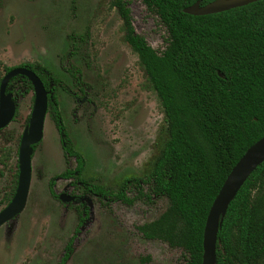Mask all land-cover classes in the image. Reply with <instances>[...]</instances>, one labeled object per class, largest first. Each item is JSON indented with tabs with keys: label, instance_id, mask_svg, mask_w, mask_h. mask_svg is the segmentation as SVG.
Wrapping results in <instances>:
<instances>
[{
	"label": "rangeland",
	"instance_id": "374dc122",
	"mask_svg": "<svg viewBox=\"0 0 264 264\" xmlns=\"http://www.w3.org/2000/svg\"><path fill=\"white\" fill-rule=\"evenodd\" d=\"M115 0H0V78L5 68L41 65L77 97L57 88L60 111L75 150L86 160L84 179L116 190L131 178L146 179L167 141L160 101L149 85L138 55L125 40ZM136 32L156 51L167 34L140 0H129ZM71 36L80 38L77 45ZM82 73L85 92L71 77ZM34 106L33 93L18 101L14 121L0 131V211L17 174L22 135ZM59 136L50 115L43 141L33 156V176L23 214L0 229V264H59L78 226L75 206L51 196L49 180L66 169ZM12 184V185H11ZM57 196H81L70 181L58 180ZM134 193L129 192L133 197ZM90 218L76 236L67 264H184L180 249L149 241L137 228L157 220L168 208L165 198L152 203L105 206L89 198Z\"/></svg>",
	"mask_w": 264,
	"mask_h": 264
},
{
	"label": "trees",
	"instance_id": "16d2710c",
	"mask_svg": "<svg viewBox=\"0 0 264 264\" xmlns=\"http://www.w3.org/2000/svg\"><path fill=\"white\" fill-rule=\"evenodd\" d=\"M140 1L166 31L162 52L136 33L128 0H115L112 6L120 13L125 40L138 55L166 119L168 138L146 179H128L117 192L84 179L86 160L75 150L59 111L57 88L70 94L71 90L46 67L21 66L44 83L65 159L76 164L49 181L50 194L58 199L54 191L58 180L71 181L82 192L77 198L78 226L60 264L71 258L76 236L88 223L90 209L83 200L90 197L106 206L167 199V210L138 227V232L146 240L182 250L184 264H202L203 235L212 204L236 164L264 137V0L198 17L185 14L184 9L216 0ZM71 40L74 46L82 41L76 36ZM13 69L5 68V73ZM71 77L76 86L85 85L79 70ZM7 92L17 103L33 87L19 76ZM9 159L10 155L0 160L4 168ZM17 178L18 172L12 195ZM216 264H264V163L228 209L218 234Z\"/></svg>",
	"mask_w": 264,
	"mask_h": 264
},
{
	"label": "water",
	"instance_id": "95a60500",
	"mask_svg": "<svg viewBox=\"0 0 264 264\" xmlns=\"http://www.w3.org/2000/svg\"><path fill=\"white\" fill-rule=\"evenodd\" d=\"M262 0H216L206 6L201 2L184 9L190 16L215 15L242 8ZM18 76L26 77L32 84L35 95L29 126L24 131L19 149V179L16 193L10 204L0 212V228L21 215L27 207L32 181L33 147L43 139L45 120L48 112V93L40 78L31 70L17 68L9 72L0 85V130L5 129L14 119L16 106L11 94H7L10 81ZM222 77V75H220ZM264 163V137L250 147L233 168L209 211L203 235V263L216 264L218 234L231 203L235 200L251 175ZM63 202L73 197L62 195Z\"/></svg>",
	"mask_w": 264,
	"mask_h": 264
},
{
	"label": "flooded vegetation",
	"instance_id": "af4514ba",
	"mask_svg": "<svg viewBox=\"0 0 264 264\" xmlns=\"http://www.w3.org/2000/svg\"><path fill=\"white\" fill-rule=\"evenodd\" d=\"M128 1H129V0H128ZM199 2H200V1H199ZM141 3H142V2H141ZM211 3H212V2H211ZM142 4H143V3H142ZM205 6H206V5H205ZM114 8H116V7H114ZM146 9H147V8H146ZM131 14H132V12H131ZM132 18H133V17H132ZM133 26H134V23H133ZM134 28H135V27H134ZM135 31H136V29H135ZM136 33H137V32H136ZM137 34H138V33H137ZM138 35H139V34H138ZM140 36H141V35H140ZM70 39H71V38H70ZM146 40H147V39H146ZM71 41H72V40H71ZM147 42H148V41H147ZM72 43H73V42H72ZM127 44H128V43H127ZM129 46H130V45H129ZM28 65H29V64H28ZM22 66H23V65H22ZM43 67H44V66H43ZM12 68L17 69V68H24V67H21V66H20V67H12ZM14 69H13V70H14ZM25 69H27V68H25ZM47 69H48V68H47ZM28 70H29V69H28ZM11 71H12V70H11ZM11 71H10V72H11ZM31 71H32V70H31ZM32 72H33V71H32ZM51 72H52V71H51ZM34 73H35V72H34ZM52 73H53V72H52ZM80 73H81V72H80ZM7 74H8V73H7ZM7 74L5 73V75L2 77V80L4 79V77H5ZM35 74H36V73H35ZM81 74H82V73H81ZM36 75H37V74H36ZM37 76H38V75H37ZM18 77H19V76H18ZM22 77H23V76H22ZM16 78H17V77H16ZM25 78H26V77H25ZM14 79H15V78H14ZM12 80H13V79H12ZM12 80H11V81H12ZM27 80H28V79H27ZM40 80H41V79H40ZM82 80H83V79H82ZM11 81H10V82H11ZM28 81H29V80H28ZM41 81H42V80H41ZM1 82H2V81H1ZM29 82H30V81H29ZM83 82H84V81H83ZM30 83H31V82H30ZM9 84H10V83H9ZM43 84H44V83H43ZM0 85H1V83H0ZM31 85H32V84H31ZM8 86H9V85H8ZM85 86H86V85H83V86H81V87H78V86H77V87L79 88V91H80V88H82V91H80V92H81V93H84V92H85ZM32 87H33V86H32ZM44 87H45V86H44ZM67 87H68V86H67ZM58 88H59V87H58ZM7 89H8V88H7ZM45 89H46V88H45ZM60 89H62V88H60ZM69 89H70V88H69ZM62 90H63V89H62ZM70 90H71V89H70ZM46 91H47V90H46ZM63 91H64V90H63ZM57 92H58V91H57ZM64 92H66V91H64ZM71 92H72L71 94L68 93V92H66V93H68V94H70V95H73L74 97H77V94H76V93H74L72 90H71ZM30 93H33V96H34V102H35L34 89H33V92H30ZM47 93H48V92H47ZM7 94H10V93L7 92ZM11 96H12V94H11ZM12 98H13V96H12ZM20 99H21V98H20ZM20 99H19V100H20ZM19 100H18V101H19ZM13 101H14V98H13ZM58 101H59V97H58ZM14 103H15V106H16V113H15V116H16V114H17V108H18V102L16 103V102L14 101ZM48 103H49V95H48ZM33 107H34V106H33ZM48 110H49V107H48ZM32 111H33V110H32ZM59 111H60V104H59ZM60 113H61V111H60ZM31 114H32V113H31ZM48 115H50V114H49V111L47 112V116H48ZM61 115H62V114H61ZM15 116H14V119H15ZM30 117H31V115H30ZM50 117H51V116H50ZM46 118H47V117H46ZM14 119L12 120V122L14 121ZM51 119H52V118H51ZM62 119H63V117H62ZM52 120H53V119H52ZM29 121H30V118H29ZM12 122H11V123H12ZM45 122H46V120H45ZM53 122H54V121H53ZM11 123H10V124H11ZM63 123H64V121H63ZM10 124H9V125H10ZM9 125H8V126H9ZM54 125H55V123H54ZM64 125H65V123H64ZM8 126H7V127H8ZM28 126H29V125H28ZM7 127H6V128H7ZM6 128H5V129H6ZM26 128H27V127H26ZM55 128H56V127H55ZM65 128H66V127H65ZM2 130H4V129H2ZM2 130H0V131H2ZM25 130H26V129H25ZM44 130H45V126H44ZM56 130H57V129H56ZM66 131H67V129H66ZM57 133H58V131H57ZM67 133H68V131H67ZM23 134H24V133H23ZM68 134H69V133H68ZM22 136H23V135H22ZM58 136H59V134H58ZM43 138H44V131H43ZM70 139H71V138H70ZM21 140H22V138H21ZM42 141H43V139H42ZM42 141H41V142H42ZM59 141H60V137H59ZM71 141H72V140H71ZM41 142H40V143H41ZM40 143H39V144H40ZM39 144H37V145H35V146L33 147L34 152H35V150H36V148H37V146H38ZM60 144H61V142H60ZM20 145H21V142H20ZM61 148H62V145H61ZM19 149H20V147H19ZM62 151H63V149H62ZM63 154H64V152H63ZM17 156H18V163H17L18 178H17V186H16V190H17V187H18V179H19V150L17 151ZM33 156H34V153H33ZM33 156H32V176H33ZM6 157H7V156H6ZM6 157H5V158H6ZM64 158H65V155H64ZM9 161H10V159H9ZM9 161H8V163H9ZM66 161H67V160H66ZM68 161H69V160H68ZM8 163H7V164H8ZM2 167H4V166L2 165ZM7 167H8V166H7ZM5 168H6V167H5ZM66 170H67V169H66ZM66 170H65V171H66ZM65 171H64V172H65ZM61 174H62V173H61ZM16 175H17V174H16ZM59 175H60V174H59ZM57 176H58V175H57ZM53 178H54V177H53ZM14 179H15V181H16V177H15ZM51 179H52V178H51ZM51 179H50V180H51ZM50 180H49V181H50ZM15 181H14V182H15ZM65 181H66V180H65ZM31 182H32V181H31ZM11 183L14 184V183H13V180H12ZM56 183H57V182H56ZM12 184H11V185H12ZM70 185H71V181H70ZM55 186H56V185H55ZM71 186H72V185H71ZM13 187H14V186H13ZM13 187H12V188H13ZM48 187H49V183H48ZM72 187L74 188V186H72ZM12 188H11V191H12ZM30 189H31V188H30ZM16 190H15V192H14L13 195H12V193L10 194V195H12V196H11V200L13 199V197H14V195H15V193H16ZM49 191H50V190H49ZM54 191H55V187H54ZM55 194H56V193H55ZM10 195H9V197H10ZM29 195H30V192H29ZM64 195H65V194H64ZM51 196H52V195H51ZM56 196H57V195H56ZM61 196H62V195L57 196V197H58V199H57L58 201H60L61 203H66V204L70 203V206H73V205L75 206L76 204H78L79 206L76 207V210L78 211V208L80 207V202H77V198L80 197V196H69V195H66V196H68V197H70V198H71V197L74 198V200H73V201H70V202H63V201H61V200H60V197H61ZM7 197H8V196H7ZM52 197H53V196H52ZM90 198H92V197H90ZM5 199H7V198H5ZM55 199H56V198H55ZM11 200H10V202H11ZM28 200H29V198H28ZM88 200H89V198H88L87 200H83V201H84V202L86 201V203H87V205H88ZM141 201H142V200H141ZM10 202L7 203V204L9 205ZM100 202H101V201H100ZM27 204H28V203H27ZM8 205H7V206H8ZM7 206H6V207H7ZM105 206H106V205H105ZM6 207H5V208H6ZM5 208H4V209H5ZM88 208H89V205H88ZM4 209H3V210H4ZM89 209H90V208H89ZM24 211H25V210H24ZM0 212H1V211H0ZM22 214H23V213H22ZM77 214H78V212H77ZM19 216H20V215H19ZM19 216H18V217H19ZM16 218H17V217H16ZM16 218H15V219H16ZM89 218H90V215H89ZM15 219H14V220H15ZM88 221H89V220H88ZM11 222H12V221H11ZM9 223H10V222H9ZM7 224H8V223H7ZM7 224H6V225H7ZM4 226H5V225H4ZM4 226H3V227H4ZM0 229H1V228H0ZM83 229H84V228H83ZM83 229H82V230H83ZM82 230H81V231H82ZM70 240H71V239H70ZM63 255H64V254H63ZM72 256H73V255H72ZM72 256H71V257H72ZM62 257H63V256H62ZM70 259H71V258H70ZM70 259H69V260H70ZM61 260H62V258H61ZM69 260H68V261H69ZM68 261H67V263H68ZM60 263H61V261H60ZM60 263H59V264H60ZM67 263H66V264H67Z\"/></svg>",
	"mask_w": 264,
	"mask_h": 264
}]
</instances>
